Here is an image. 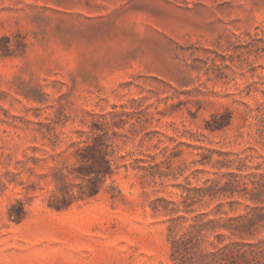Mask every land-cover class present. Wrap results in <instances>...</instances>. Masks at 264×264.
I'll return each instance as SVG.
<instances>
[{"label": "rangeland", "instance_id": "obj_1", "mask_svg": "<svg viewBox=\"0 0 264 264\" xmlns=\"http://www.w3.org/2000/svg\"><path fill=\"white\" fill-rule=\"evenodd\" d=\"M0 264H264V0H0Z\"/></svg>", "mask_w": 264, "mask_h": 264}, {"label": "trees", "instance_id": "obj_2", "mask_svg": "<svg viewBox=\"0 0 264 264\" xmlns=\"http://www.w3.org/2000/svg\"><path fill=\"white\" fill-rule=\"evenodd\" d=\"M224 124H219L216 128ZM93 142L88 143L79 149V154L84 162L77 169L72 168L70 173L74 174L77 178L89 177L86 186L80 184L79 195H76L70 185H64L61 190V195L56 198L52 204L56 209L68 208L75 199H84L97 195L102 187V182L108 175H112L113 168V154L114 149L112 143L105 139V134H97L93 138ZM67 177V176H66ZM182 239L176 240L179 244ZM179 245L177 246V250Z\"/></svg>", "mask_w": 264, "mask_h": 264}]
</instances>
